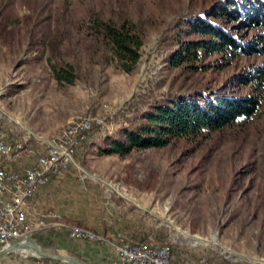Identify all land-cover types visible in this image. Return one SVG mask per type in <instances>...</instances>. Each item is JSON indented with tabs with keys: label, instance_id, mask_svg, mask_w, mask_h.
I'll return each instance as SVG.
<instances>
[{
	"label": "rangeland",
	"instance_id": "1",
	"mask_svg": "<svg viewBox=\"0 0 264 264\" xmlns=\"http://www.w3.org/2000/svg\"><path fill=\"white\" fill-rule=\"evenodd\" d=\"M223 1L0 0L1 124L51 136L89 113L102 119L110 132L97 130L78 148L76 164L63 179L73 206L92 205L96 210V205H112L116 222L125 208L132 218L128 222L140 226L138 231L148 240L173 248L176 264L264 260V90L257 92L237 80L229 90L234 96L261 95V110L250 123L205 137L176 139L164 148L134 149L124 157L101 155L95 147L139 117L145 109L143 97L153 101L222 89L237 75L264 64L258 55L238 57L222 70L188 72L170 64L180 25L212 12ZM99 21L130 23L141 33L144 46L131 73L96 40L93 27ZM182 31V40L199 38L187 26ZM260 32L239 34L251 40ZM217 59L210 56L205 63ZM70 67L73 78L56 79L54 68ZM61 225L69 235L83 228L114 241L80 221ZM116 233L133 239L121 230ZM37 242L48 253L68 254L51 241ZM38 259L32 252H16L0 264H36Z\"/></svg>",
	"mask_w": 264,
	"mask_h": 264
},
{
	"label": "trees",
	"instance_id": "2",
	"mask_svg": "<svg viewBox=\"0 0 264 264\" xmlns=\"http://www.w3.org/2000/svg\"><path fill=\"white\" fill-rule=\"evenodd\" d=\"M209 13L191 17L187 25H180V30L174 36L175 42L169 57L173 67H182L188 72L207 71L213 68L222 70L238 57L254 55L264 57V0H224ZM237 22L239 23L236 27L225 26V23ZM184 26L190 29L191 35L199 38L191 41L182 40ZM93 28L96 31V40L107 46L116 64L124 72L131 73L141 58L144 46V39L137 28L130 23L118 26L105 21H99ZM252 29H260L261 32L254 35L251 40H246V35L239 34L243 30L247 32ZM210 56H219L220 59L206 64L205 60ZM53 72L59 81L75 76L71 67L54 68ZM236 80L241 86H254L257 92H262L264 64L247 75H237L222 89H206L186 96L168 95L161 100L154 98L153 101V97L152 99L143 97L145 109L139 117L131 121L128 127L105 137L95 148L101 155L124 157L134 149L164 148L176 139L205 137L213 132L250 123L261 110L262 98L261 95L242 97L232 95L229 90L235 87L233 82ZM97 130H100L98 126L82 147L91 141ZM132 238L135 241L147 242L149 236L141 230L133 233ZM36 239L38 241V236ZM171 251L173 264L179 263L174 260L172 247ZM37 261L44 264L55 263L47 259Z\"/></svg>",
	"mask_w": 264,
	"mask_h": 264
},
{
	"label": "built area",
	"instance_id": "3",
	"mask_svg": "<svg viewBox=\"0 0 264 264\" xmlns=\"http://www.w3.org/2000/svg\"><path fill=\"white\" fill-rule=\"evenodd\" d=\"M97 126L104 133L110 132L109 126L92 113L51 136L9 129L0 122V250L13 241L35 238L48 227L46 216L35 207V198L53 181L66 176L76 164L74 155L78 148L89 140ZM48 217L58 215L49 213ZM70 238L113 245L112 264H173L171 247L152 240L138 242L116 233L111 241L83 228L72 229ZM254 263L264 264V260L256 259Z\"/></svg>",
	"mask_w": 264,
	"mask_h": 264
},
{
	"label": "crops",
	"instance_id": "4",
	"mask_svg": "<svg viewBox=\"0 0 264 264\" xmlns=\"http://www.w3.org/2000/svg\"><path fill=\"white\" fill-rule=\"evenodd\" d=\"M63 179L53 181L35 198L37 211L42 216H46L48 223V227L37 233L35 237L38 236L43 244L48 241L53 242L59 251H67L68 254L66 255L80 259L87 264H112V259L115 256L113 245L72 239L69 235V229L66 226L63 227L61 222L80 221V224L87 228L112 238L118 230L131 237L135 231L140 230V226L128 222L132 218L125 214V208H123L122 216H117L119 222H116L112 220V212L114 211L112 205H106V209H100L96 205V210L90 209L92 205L86 208L84 206L82 208L80 206L74 207L73 196L71 197L69 194L71 191L65 183L67 180ZM135 212L139 214V211L135 210ZM49 213H56L58 217H48Z\"/></svg>",
	"mask_w": 264,
	"mask_h": 264
},
{
	"label": "water",
	"instance_id": "5",
	"mask_svg": "<svg viewBox=\"0 0 264 264\" xmlns=\"http://www.w3.org/2000/svg\"><path fill=\"white\" fill-rule=\"evenodd\" d=\"M27 250L32 251L34 253L33 256L39 259H47L65 264H87L86 262L72 256L48 253L41 248L33 237H28L26 240H16L10 243L7 247L0 250V260L12 253L25 252Z\"/></svg>",
	"mask_w": 264,
	"mask_h": 264
},
{
	"label": "bare ground",
	"instance_id": "6",
	"mask_svg": "<svg viewBox=\"0 0 264 264\" xmlns=\"http://www.w3.org/2000/svg\"><path fill=\"white\" fill-rule=\"evenodd\" d=\"M25 252H32V251H30V250L28 251V250H27V251H25ZM32 253H33V252H32ZM33 254H34V253H33Z\"/></svg>",
	"mask_w": 264,
	"mask_h": 264
}]
</instances>
